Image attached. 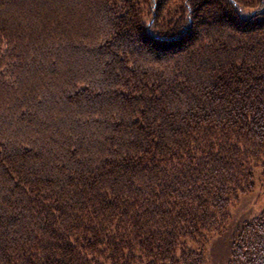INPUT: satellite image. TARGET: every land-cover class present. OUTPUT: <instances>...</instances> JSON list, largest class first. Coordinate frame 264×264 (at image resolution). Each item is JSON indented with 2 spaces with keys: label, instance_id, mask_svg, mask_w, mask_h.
I'll use <instances>...</instances> for the list:
<instances>
[{
  "label": "trees",
  "instance_id": "16d2710c",
  "mask_svg": "<svg viewBox=\"0 0 264 264\" xmlns=\"http://www.w3.org/2000/svg\"><path fill=\"white\" fill-rule=\"evenodd\" d=\"M258 170L264 0H0V264H207Z\"/></svg>",
  "mask_w": 264,
  "mask_h": 264
},
{
  "label": "rangeland",
  "instance_id": "374dc122",
  "mask_svg": "<svg viewBox=\"0 0 264 264\" xmlns=\"http://www.w3.org/2000/svg\"><path fill=\"white\" fill-rule=\"evenodd\" d=\"M255 189L244 194L232 208L228 229L220 234L211 235L205 244L207 264H227L231 243L238 228L247 220L258 216L264 208V176L260 170L255 178Z\"/></svg>",
  "mask_w": 264,
  "mask_h": 264
}]
</instances>
